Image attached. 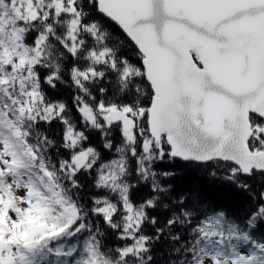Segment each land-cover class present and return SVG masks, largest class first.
<instances>
[{
    "label": "snow or ice",
    "instance_id": "snow-or-ice-1",
    "mask_svg": "<svg viewBox=\"0 0 264 264\" xmlns=\"http://www.w3.org/2000/svg\"><path fill=\"white\" fill-rule=\"evenodd\" d=\"M0 264H264V0H0Z\"/></svg>",
    "mask_w": 264,
    "mask_h": 264
},
{
    "label": "trees",
    "instance_id": "trees-1",
    "mask_svg": "<svg viewBox=\"0 0 264 264\" xmlns=\"http://www.w3.org/2000/svg\"><path fill=\"white\" fill-rule=\"evenodd\" d=\"M187 174L190 176L193 175L194 173H192L191 170H188ZM207 191H208V195L211 198L221 203H228L232 200L237 199V197H235L232 193L226 192L219 188H215V187L208 188Z\"/></svg>",
    "mask_w": 264,
    "mask_h": 264
}]
</instances>
